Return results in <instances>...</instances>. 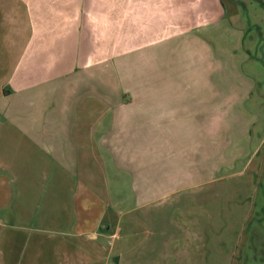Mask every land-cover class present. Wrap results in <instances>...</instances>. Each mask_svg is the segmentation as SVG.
Wrapping results in <instances>:
<instances>
[{
  "label": "crops",
  "instance_id": "1",
  "mask_svg": "<svg viewBox=\"0 0 264 264\" xmlns=\"http://www.w3.org/2000/svg\"><path fill=\"white\" fill-rule=\"evenodd\" d=\"M225 14L221 0H0V216L25 225L51 216L53 201L69 215L75 196L84 209L103 196L133 199L114 215L150 218L162 200L195 194L252 155L253 83L213 78ZM106 163L127 178L129 197L99 188ZM112 202L80 237L100 245ZM0 226L11 225L0 217Z\"/></svg>",
  "mask_w": 264,
  "mask_h": 264
},
{
  "label": "rangeland",
  "instance_id": "2",
  "mask_svg": "<svg viewBox=\"0 0 264 264\" xmlns=\"http://www.w3.org/2000/svg\"><path fill=\"white\" fill-rule=\"evenodd\" d=\"M221 1L226 14L213 39L218 59L213 78H243L253 83V96L246 100L245 109L253 116L252 145L261 139L256 151L252 155V150L244 151L243 157L221 170L222 177L195 194L162 200L150 218L141 209L114 215L112 210L125 211L133 199L120 204L103 196L86 209L75 196L69 215L59 211V200L53 201L51 216L25 225H18L16 215L0 216L4 223L17 225L0 226V257L4 251L9 264H14V256L15 260L24 257L30 264H61L68 252L69 264H264V0ZM237 67L243 77L237 75ZM100 175V189L109 188L112 197L120 189L130 196L127 178L113 173L109 164ZM112 201L119 205L110 206L102 217L110 229L98 241L100 245L80 237L77 231L91 227L104 204ZM77 220L78 228H69ZM84 241L86 246H82ZM109 252L112 256L107 262L104 257ZM88 256L91 260L84 262Z\"/></svg>",
  "mask_w": 264,
  "mask_h": 264
}]
</instances>
